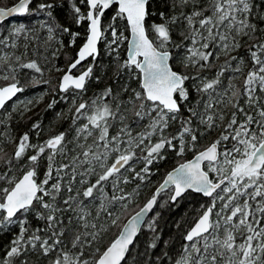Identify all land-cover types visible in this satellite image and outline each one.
<instances>
[{
    "label": "snow or ice",
    "instance_id": "1",
    "mask_svg": "<svg viewBox=\"0 0 264 264\" xmlns=\"http://www.w3.org/2000/svg\"><path fill=\"white\" fill-rule=\"evenodd\" d=\"M79 2L86 11L73 5V19L78 26L87 23L85 42L62 76L60 91L67 92L69 88L81 94L86 91L99 56L98 44L108 30L112 37L108 54L115 53L117 79L125 70L130 75L132 70H138L142 73L140 90L130 91L121 86L124 93L130 91L127 101L114 93L112 87L78 105L73 99L69 131L75 135L71 140L68 132H60L43 144L34 145L29 134L24 133L16 141L10 158L5 159L6 153L0 155V161L9 167L25 157L30 165L21 178L11 181L9 187L0 188V229L19 223V232L0 256V264H29L28 257L32 254L51 256L49 264H121L145 216L156 205L160 191L169 185L173 186L169 197L172 203L187 190L211 198V203L202 206L204 210L186 231L175 264H264V35H257L264 33L260 27L264 22V3L171 0L168 7L173 10L189 5L191 8L188 12L181 11L179 16L160 12L165 23L151 25L158 41L154 42L146 27L149 0ZM31 3L32 0H18L12 7H0V20L13 14H29ZM113 5L117 6L115 14L105 29L102 18ZM52 8L51 3L38 5L39 10ZM47 15L51 18L52 12L48 11ZM118 20H125L132 34L127 59L122 63L117 48L127 38L118 33ZM180 20L187 25L183 39L190 42L184 67L194 69L195 74L177 72L169 63L172 54L166 50L171 42L168 22ZM41 27L47 28L48 39L52 40L56 27L44 23ZM59 30L68 32L73 44L79 36L66 27ZM24 31L21 25L13 35L19 36ZM0 44L7 46L4 40ZM245 46L251 61L247 73L243 71L244 58L238 55ZM221 55L225 59L216 76L210 80L202 76L201 73L215 66ZM89 58L93 64L78 76L72 75V70ZM21 60L22 57H15L13 65L11 57H0V79L10 81L0 87V109L24 91L19 86L17 66L36 73L42 71L35 61L22 63ZM240 76L243 83L237 87L232 81ZM222 78L228 79L223 91L220 90ZM189 80L194 82L199 95L195 103L185 83ZM54 104L55 101L48 107ZM185 104L187 115H182ZM129 111L131 122H128ZM82 120L85 122L81 123ZM145 120L148 123L143 130L134 133V125L139 126ZM177 121L180 125L177 133L167 134L170 124ZM114 122L120 125L115 133L110 131L116 127ZM199 125L205 131L221 128L219 137L194 159L169 172L156 193L122 223V213L138 194L140 184L133 192H126L124 186L147 180L151 165L165 159V150L176 151L178 156L195 150ZM38 128L39 124L33 125V129ZM29 149L34 152L26 156ZM41 159L47 160V169L38 182ZM136 163L142 164L139 170ZM33 211L44 223L29 231L26 214ZM109 227L117 228V235L103 251L97 247L89 259L87 249L100 241ZM148 228L155 232V221L148 223ZM158 238L153 237L151 247H156Z\"/></svg>",
    "mask_w": 264,
    "mask_h": 264
},
{
    "label": "trees",
    "instance_id": "2",
    "mask_svg": "<svg viewBox=\"0 0 264 264\" xmlns=\"http://www.w3.org/2000/svg\"><path fill=\"white\" fill-rule=\"evenodd\" d=\"M17 0H0V6L6 7ZM258 3H264V0H257ZM40 3L53 4L52 9L39 10L38 5ZM171 0H149L148 10L150 15L146 20V27L148 28V34L156 40V33L151 30L152 24L165 23L160 18L159 13L164 12L168 16H179L181 11L188 12L191 8L175 10L168 7ZM73 5L79 6L83 11H86L83 4H80L79 0H32L30 4V13L19 18L6 20L0 26V40L6 41L5 44H0V53L7 52L8 56L12 58V63L15 65V57H22L21 62L35 61L38 67L41 68V73H36L33 69H20L17 66V78L19 84L24 88V91L20 92L18 97L20 99L27 96H36L37 94L47 91L44 102L35 110L28 114H21L19 110L13 111L12 105L15 102H10L0 112V155L7 156L8 159L12 156L16 147V141L24 134L28 133L30 136L31 144H43L47 139L60 132H68V139L71 140L75 135L74 131H69L72 128L70 116L74 111L73 99L76 100L78 105L82 101H89L101 93L105 88L112 87L114 93H118L120 97L127 101L130 91L132 89L140 90L141 78L138 70H132V74H129L128 70L122 72L119 79H117L115 73L117 70V63L115 59V53L108 54V43L111 41L110 30L104 33V36L100 42V53L93 68V76L88 80L86 85V91L82 94L78 90L70 89L67 92H61L59 90V81L62 73H54L57 68H63V72L67 69L70 62L75 58L80 46L85 42L87 23H82L79 26L73 19ZM116 5L108 9L103 17V26L105 29L111 23L112 16L115 14ZM52 12V17L49 18L47 13ZM51 24L56 27L54 31L53 39L49 40L46 37V27H41V24ZM23 25L25 31L19 36L13 35L15 28ZM118 33H122L127 39L122 40L119 43L117 51L119 53V59L122 63L127 59V43L130 36V30L125 20H118ZM171 42L166 46V50L172 51V65L178 72H187L189 74H195V70L192 68L184 67V59L187 53V47L190 46V42L183 39L186 34L187 25L186 22L180 20L177 23L168 22ZM66 27L70 29L71 33H79V36L75 39V43H71L72 36L68 32L60 31L59 29ZM260 27L264 28V22L260 23ZM258 36L264 35V33H257ZM14 40H16L14 42ZM15 44V47H13ZM176 45H183L182 47H176ZM113 47H116L115 45ZM55 53V55H53ZM237 55V53H234ZM239 56L244 58L245 64L243 66L244 73L251 68V61L246 53V46L241 47L238 53ZM225 57L220 56L218 61H215V66L201 73L202 76L207 79H212L216 76L219 65L224 63ZM93 61L88 62V66L92 65ZM4 67H7L5 65ZM82 67H78L79 70ZM87 68V66H86ZM230 73L226 74V76ZM99 77V79H97ZM223 84L220 86V90L223 91L227 87L228 79L222 78ZM186 86L194 97L193 103L199 99V95L195 92V85L192 80L186 81ZM199 83V81H196ZM237 87H240L243 83V77L240 76L233 80ZM2 86V85H0ZM121 86L129 88V93H124ZM55 101L53 107L49 108L48 105ZM243 103V100H241ZM187 105H182V115H187L185 108ZM221 107H223L221 105ZM226 114H227V110ZM62 114V115H58ZM128 122L132 120V113L129 111ZM10 117V118H9ZM85 121H81L83 123ZM116 127L110 129L111 132L119 128V123L114 122ZM145 120L139 124L134 125V133L143 130V126L147 124ZM198 124V121L196 122ZM226 123V121H225ZM34 124H39L38 129H33ZM180 125L179 122H173L167 130V134H176ZM221 128L205 131L203 125H199V138L195 146V150H189L184 153L183 156H178L176 151L165 150V159L159 160L151 165V175L143 183L139 181L132 182L125 185L126 192H133L138 188V194L135 195L132 202L127 206V210L122 213V223L127 220L135 211H137L145 201L152 196L155 187L163 180L166 173L176 164L190 159L195 153L208 146L211 142L219 137ZM155 139V138H154ZM34 150L29 149L27 155L33 154ZM59 162V158H58ZM30 167L26 157L20 161H16L12 167H9L5 162L0 161V177H7L0 179V188L10 186V182L20 178L24 172ZM135 167L139 170L142 164L136 163ZM47 169V160L41 159L37 168V179H43L44 173ZM215 175V174H213ZM170 193L166 192L161 195L156 210L152 215L153 221H155V229L153 232L148 228V223L142 229L135 244L129 251V254L123 264H175V260L179 259L182 245L185 243L184 235L190 226L194 223L196 217L204 210V207L211 203V198H205L201 194L194 193L192 191L187 192L176 203H172L169 199ZM219 203V202H218ZM204 206V207H202ZM20 215V214H19ZM18 215V216H19ZM24 217H21L23 219ZM26 218L29 225V231L36 227H42L43 221L38 220L35 215V211L26 214ZM107 223V221H104ZM19 232V223H13L0 229V256H2L10 241L15 238ZM118 233V229L115 227H109L106 232L102 234V238L93 246L87 249L88 258L90 259L95 253L97 247L101 251L115 238ZM158 236L155 240L156 247H151L154 242L153 237ZM52 257H44L40 254L29 255V264H49Z\"/></svg>",
    "mask_w": 264,
    "mask_h": 264
},
{
    "label": "water",
    "instance_id": "3",
    "mask_svg": "<svg viewBox=\"0 0 264 264\" xmlns=\"http://www.w3.org/2000/svg\"><path fill=\"white\" fill-rule=\"evenodd\" d=\"M18 2V0L14 3V4H12V5H10V6H7V7H2V8H9V7H12V6H14L16 3ZM29 7H30V5H29ZM107 11V10H106ZM21 16H24V15H19V14H13V15H11V16H8L7 18H4L3 20H0V25H2L6 20H9V19H12V18H16V17H21ZM102 23H103V18H102ZM129 30H130V28H129ZM149 35V34H148ZM149 38L152 40V38L149 36ZM132 39V34H131V31H130V36H129V39H128V43H127V56H128V48H129V41ZM102 40V39H101ZM101 42V41H100ZM100 42H99V44H98V49H99V53H100ZM82 46V45H81ZM80 46V47H81ZM171 54H172V51H170V50H168ZM142 59V58H141ZM89 60H91V58H89L88 60H86V61H84V62H82V64H84V63H86V62H88ZM171 61H172V55H171V59L169 60V63H170V65L172 66V63H171ZM81 64V65H82ZM68 67H69V65H68ZM68 67H67V69H68ZM173 67V66H172ZM67 69H66V71H67ZM86 69V68H85ZM174 69V68H173ZM74 70L75 69H73L72 70V75H74V76H78L79 74H75L74 73ZM175 70V69H174ZM65 71V72H66ZM176 71V70H175ZM64 72V73H65ZM64 73L61 75V78H62V76L64 75ZM61 78H60V82H59V85H60V83H61ZM140 78H141V83H142V73H140ZM7 85V84H6ZM6 85H4V86H6ZM19 86H21L20 84H19ZM0 87H2V86H0ZM70 89V88H69ZM59 90H60V88H59ZM62 92V91H61ZM20 93V92H19ZM19 93H17L16 94V96H14L11 100H9V101H7V103H6V105L10 102V101H12L13 99H15L17 96H18V94ZM5 105V106H6ZM3 109H0V112L2 111ZM207 147V146H206ZM204 149V148H203ZM202 149V150H203ZM201 151V150H200ZM199 152V151H198ZM197 152V153H198ZM197 153H195L190 159H187V160H185V161H183V162H180V163H178L177 165H175L174 167H172L167 173H166V175H165V177L163 178V180L155 187V189H154V191H153V194H152V196L156 193V191H157V189L160 187V185L164 182V180L167 178V174L169 173V172H172L175 168H177L178 166H179V164H181V163H184V162H186V161H189V160H192V159H194L195 158V155L197 154ZM206 163L207 162H205V165H206ZM205 170H207L206 168H205ZM22 177V176H21ZM172 187L173 186H171V185H169L167 188H165V189H163L162 191H160V193H159V195L157 196V203H156V205L154 206V208L152 209V211L151 212H149L146 216H145V218H144V223H142V225H141V230H140V232L138 233V235L136 236V238H135V240H134V243L132 244V245H130L129 246V250H128V252L125 254V258H124V260L121 262V264H123L124 262H125V260H126V258H127V256H128V254H129V251H130V249L132 248V246L135 244V242H136V240H137V238H138V236L140 235V233H141V231H142V229L146 226V224L148 223V221H149V219L152 217V215L154 214V212H155V210H156V207H157V204H158V201H159V199H160V197H161V195L162 194H164V193H166V192H170V195L172 194ZM189 191H192V192H194V193H197V192H195V191H193V190H187L182 196H184L187 192H189ZM197 194H201L202 196H204L202 193H197ZM152 196H150L148 199H150ZM181 196V197H182ZM180 197V198H181ZM205 197V196H204ZM180 198H178V200L180 199ZM205 198H208V199H210L209 197H205ZM147 199V200H148ZM147 200L145 201V203L147 202ZM144 203V204H145ZM143 204V205H144ZM142 205V206H143ZM141 206V207H142ZM140 207V208H141ZM140 208L137 210V211H139L140 210ZM136 211V212H137ZM136 212H134L131 216H133ZM131 216L128 218V219H130L131 218ZM126 222V221H125Z\"/></svg>",
    "mask_w": 264,
    "mask_h": 264
},
{
    "label": "rangeland",
    "instance_id": "4",
    "mask_svg": "<svg viewBox=\"0 0 264 264\" xmlns=\"http://www.w3.org/2000/svg\"><path fill=\"white\" fill-rule=\"evenodd\" d=\"M48 36H49V33L47 31V33H46L47 39H48ZM15 37H17V36H15ZM15 41L16 40H14V42ZM5 55L8 56V53L7 52L0 53V57H3ZM57 69H59V71ZM57 69L55 70L54 73L60 74L63 72V68H57ZM8 83H10V81H5L3 79H0V85H5ZM46 95H47V91L44 90L43 93L37 94L36 96H27V97L17 99L13 103L11 109L13 111L19 110L21 112V114H28L31 111L37 109L44 102ZM28 101H32V103L29 104ZM5 181H7V178L5 179ZM152 222H153V218L151 217L149 220V223H152Z\"/></svg>",
    "mask_w": 264,
    "mask_h": 264
},
{
    "label": "flooded vegetation",
    "instance_id": "5",
    "mask_svg": "<svg viewBox=\"0 0 264 264\" xmlns=\"http://www.w3.org/2000/svg\"><path fill=\"white\" fill-rule=\"evenodd\" d=\"M81 71V69L80 70H78V71H76V73H78V72H80Z\"/></svg>",
    "mask_w": 264,
    "mask_h": 264
},
{
    "label": "bare ground",
    "instance_id": "6",
    "mask_svg": "<svg viewBox=\"0 0 264 264\" xmlns=\"http://www.w3.org/2000/svg\"><path fill=\"white\" fill-rule=\"evenodd\" d=\"M88 67V66H87ZM37 228V227H36Z\"/></svg>",
    "mask_w": 264,
    "mask_h": 264
}]
</instances>
